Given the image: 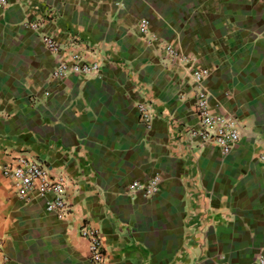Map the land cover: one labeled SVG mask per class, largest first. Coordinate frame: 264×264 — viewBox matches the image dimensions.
Returning a JSON list of instances; mask_svg holds the SVG:
<instances>
[{
  "label": "crops",
  "instance_id": "crops-1",
  "mask_svg": "<svg viewBox=\"0 0 264 264\" xmlns=\"http://www.w3.org/2000/svg\"><path fill=\"white\" fill-rule=\"evenodd\" d=\"M44 35L100 76L53 80ZM196 67L210 70L212 112L242 124L228 155L185 135ZM18 158L67 179L66 220L17 196L2 169ZM155 176L151 198L128 192ZM85 224L102 232L105 264H264V0L0 3L1 259L92 264Z\"/></svg>",
  "mask_w": 264,
  "mask_h": 264
},
{
  "label": "built area",
  "instance_id": "built-area-1",
  "mask_svg": "<svg viewBox=\"0 0 264 264\" xmlns=\"http://www.w3.org/2000/svg\"><path fill=\"white\" fill-rule=\"evenodd\" d=\"M2 5L7 0H0ZM34 30L38 24H31ZM149 30V21L143 19L140 23V32L146 34ZM153 39V38H152ZM154 41V40H153ZM45 47L58 57V64L51 73L53 80H62L71 75L80 77H99L102 65L98 62H88L71 47L65 48L52 36H42ZM168 56L178 58L173 45L165 48ZM190 62L191 59H182ZM210 75V70L202 67L194 68L192 77L199 89L195 95V114L198 120L197 127L187 128L185 135L189 140H196L202 144L218 147L224 155L230 154L241 139L242 124L239 120L214 114L210 108L209 95L201 87L203 81ZM143 120L147 128H151L153 116L144 109ZM3 176L10 180L17 196L24 202H31L37 198L45 203V210L56 215L60 220H66L71 212L68 202V182L63 175L53 177L48 169L39 161L18 158L14 163L3 167ZM160 178L155 176L149 181L133 182L128 187V192H143L146 198H151L159 191ZM80 236L87 241L89 259L92 264H105L106 251L102 241V232L89 225H83L79 229ZM4 242L0 238V264Z\"/></svg>",
  "mask_w": 264,
  "mask_h": 264
}]
</instances>
